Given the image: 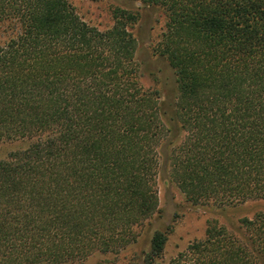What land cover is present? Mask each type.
I'll return each mask as SVG.
<instances>
[{"label":"trees","instance_id":"16d2710c","mask_svg":"<svg viewBox=\"0 0 264 264\" xmlns=\"http://www.w3.org/2000/svg\"><path fill=\"white\" fill-rule=\"evenodd\" d=\"M159 8L175 77L170 182L193 205L264 200V0H133ZM101 32L67 0H0V264H84L137 242L158 212L157 90H145L119 8ZM243 239L209 227L169 264H264V215ZM155 232L143 264H157Z\"/></svg>","mask_w":264,"mask_h":264},{"label":"rangeland","instance_id":"374dc122","mask_svg":"<svg viewBox=\"0 0 264 264\" xmlns=\"http://www.w3.org/2000/svg\"><path fill=\"white\" fill-rule=\"evenodd\" d=\"M78 17L91 27L104 32L112 28V11L119 8L137 15L135 24L128 31L136 41L135 62L141 86L145 90H157L160 96L169 137L159 149L156 189L158 212L138 231L136 243L117 254H94L84 264H143L142 257L149 251L155 232L166 235L163 253L157 264H169L180 255L186 254L191 245L206 239L210 227L224 228L239 239L245 236L241 226L243 219L253 220L264 215V200L249 201L236 206L220 207L213 204L193 205L170 182L168 178V155L178 139L171 121V105L176 96L175 77L167 62L154 54V46L165 29L166 19L156 7L133 0H67ZM0 27V43L6 35ZM25 146L22 142L0 141V160ZM186 264V262L184 263Z\"/></svg>","mask_w":264,"mask_h":264}]
</instances>
